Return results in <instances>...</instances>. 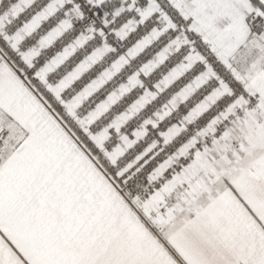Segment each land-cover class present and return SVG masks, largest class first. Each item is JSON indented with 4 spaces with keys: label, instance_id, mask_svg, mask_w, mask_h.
I'll return each mask as SVG.
<instances>
[{
    "label": "snow or ice",
    "instance_id": "obj_1",
    "mask_svg": "<svg viewBox=\"0 0 264 264\" xmlns=\"http://www.w3.org/2000/svg\"><path fill=\"white\" fill-rule=\"evenodd\" d=\"M0 264H264V0H0Z\"/></svg>",
    "mask_w": 264,
    "mask_h": 264
},
{
    "label": "built area",
    "instance_id": "obj_2",
    "mask_svg": "<svg viewBox=\"0 0 264 264\" xmlns=\"http://www.w3.org/2000/svg\"><path fill=\"white\" fill-rule=\"evenodd\" d=\"M14 72H16V75L20 77L21 80H23V76L21 75V73L16 70V69H13Z\"/></svg>",
    "mask_w": 264,
    "mask_h": 264
}]
</instances>
